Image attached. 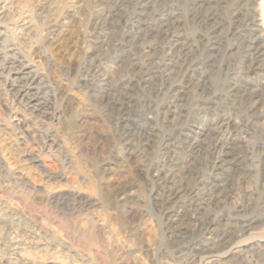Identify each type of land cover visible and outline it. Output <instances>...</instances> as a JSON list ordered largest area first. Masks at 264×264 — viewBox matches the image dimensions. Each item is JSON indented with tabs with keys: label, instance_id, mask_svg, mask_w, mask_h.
Masks as SVG:
<instances>
[{
	"label": "rangeland",
	"instance_id": "rangeland-1",
	"mask_svg": "<svg viewBox=\"0 0 264 264\" xmlns=\"http://www.w3.org/2000/svg\"><path fill=\"white\" fill-rule=\"evenodd\" d=\"M141 6L136 0H0V67L6 66L0 69V264H264V221L255 220L245 234L237 224L261 210L234 217L238 188L260 195L264 104L258 118L247 112L251 93L264 100V66L248 67L242 40L249 14V31L264 40V0H150ZM237 6L242 12L233 15ZM135 10H143L139 23ZM163 13H172L171 20ZM208 13L215 15L203 27ZM173 23L194 43L202 68L194 76L197 94L178 85L181 106L164 129L147 108L162 101L154 93L159 74L136 84L146 61L140 51L160 61ZM126 32L146 40L131 46L124 43ZM209 33L210 42H195ZM89 60L102 65L101 75H85ZM21 66L24 72L11 71ZM28 74L37 75L30 94L35 102L47 98L44 110L26 108L10 92L6 77ZM198 94L207 103L195 108ZM130 100L121 124L113 104ZM224 115L240 121L224 155L236 162L211 172L209 147ZM125 123L137 136L125 134ZM181 126L182 136L170 130ZM143 131L150 134L148 146L138 138ZM164 136L171 139L175 172L207 187L184 193L168 209L147 169L162 165ZM189 140L194 148L183 144ZM215 183L232 195L210 199Z\"/></svg>",
	"mask_w": 264,
	"mask_h": 264
},
{
	"label": "bare ground",
	"instance_id": "bare-ground-1",
	"mask_svg": "<svg viewBox=\"0 0 264 264\" xmlns=\"http://www.w3.org/2000/svg\"><path fill=\"white\" fill-rule=\"evenodd\" d=\"M249 1L250 0H246L247 3ZM136 2L144 6V5L149 4L150 0H136ZM239 7L240 6H237L234 9V11L232 12L233 15H234V12H236L237 15H239L240 12H242L241 8ZM141 13H143V10H139V11L135 10V12L133 11V18L135 17L137 18L135 22H138V23L141 22L142 19L139 16V14ZM170 14L163 13V15L166 16L167 20H171L169 18ZM214 15L215 13H208L207 15H205L204 18H202L200 23L203 24V27L207 26L209 18L213 17ZM248 18H249L248 22L245 25V28L248 30L246 31L247 38H243L242 40L244 48L249 54L248 55L249 56L248 57L249 58L248 67L249 68L261 67V66H264V63H262L263 61L262 58L264 54V43H263L264 40L262 39V36L249 31V22L252 20L253 15L249 14ZM128 22H126V25H128ZM230 31L231 30L229 28V32ZM131 33L132 32H129L127 34V36H129L130 38L129 41H126V42L123 41L124 43H129L132 46L133 44L137 45L138 43H141L140 40H142V42L146 40L145 36H140L138 35V33L132 34L131 36ZM231 33L233 36L237 34V32H231ZM211 39H213V37L211 36V33H209L208 38H206L205 36L203 37L201 36L200 39H197V41L195 42L198 44L202 40L210 42ZM122 44L123 43H120L119 47L122 46ZM6 48H8V46ZM195 49L196 48H194V43L187 41V38L185 34L181 31L180 26L177 23L176 24L173 23V24H169V27L166 30L165 43L161 47V50L159 52L161 53L160 61H155L154 56H152V54H150L149 51L143 50L142 52L139 50L141 52L142 57L145 58L146 61L144 60L143 62V67H142L143 72L140 75L141 78H139V81H137L136 85L138 87L144 84L146 85L149 82L148 79H152V78L154 79L156 77V74H159V77H160V80H162V83L160 85L158 84L159 86L157 87V89L155 90L156 92L154 93L156 94L155 95L156 98L158 99L160 98V100L162 99V101L158 104H155V106L152 105L153 102L151 101L147 103V108L151 109L152 113L156 111L155 112L156 116L155 117L152 116V118L155 120H158L159 124L164 129H165V124L168 122V120H170L173 108L179 109L181 106L179 104V98H180L179 93H181V90L179 89L178 85H181L182 87H187V88L194 87V90L197 94V88L199 86V83L198 81H195L194 76H195L196 71L202 68V62L198 61L197 59L196 60L194 59L193 53ZM139 56L140 55L138 54V57ZM7 57L14 58V56L10 54H8L5 58ZM170 63H173L172 67H169ZM0 69L4 70L6 69V66L0 67ZM25 69L26 68L24 66H21L19 70H17L14 67H11V71L24 72ZM102 71L103 70H102L101 64H96L94 63L93 60H89L85 68L86 74L85 73L83 74L85 75L91 74V75H95L96 77L97 74L101 75ZM28 75L29 76H25V77L22 76L23 77L22 80H19V78L11 79L9 76L6 77L7 78L6 80L9 82V86L11 90L10 92H12V95L15 97L16 100L20 99V103H24L23 106H25L26 108L31 107L32 109L36 111H41V109L47 108V107H44L47 105V102H48L47 98H45L46 102H35L36 95L30 94V88L33 86V84H35L37 75H34V76L31 74H28ZM106 75H107L106 73H103L104 77H106ZM136 85H133V86H136ZM36 88L40 90L41 86H36ZM197 96L198 98H195L196 100L194 103L195 108H198L202 106L203 104L205 105L207 103V100L202 95L198 94ZM248 100L250 102V105H249L247 113L250 114L249 115L250 117L256 116L258 118L260 116V110L262 109V105L264 104L263 98L258 93L253 92L249 95ZM131 103L132 101L130 100V101L122 103L121 105L120 104L117 105L116 103L113 104V107L116 108L118 111L119 121L121 124L124 122L125 118H127L126 116L129 115V110L132 107ZM163 104L165 105L163 106ZM239 122L240 121L233 119L231 116L224 115L221 117L220 121H218L217 125H215L214 130H213L214 139L210 143V147H209L210 149L208 152L209 163L207 161V165H206V166H209L208 167L209 171L211 172L215 170L223 171L224 169L229 168L227 167V165H229L230 163L236 162L235 157L231 160H228L224 158V155H226L227 153L225 149L228 146L230 135L234 132H239L241 129ZM125 124L122 125V127H124L125 134H127L128 136L130 135L137 136V132L128 129L127 124L126 125ZM263 127H264V124H263ZM170 130L174 131L176 134H178V136H182L183 126L179 128H173V129L171 128ZM138 138L143 140V142L145 141L144 144L142 143L143 146H148V144L150 143V134L146 133L145 131H143L139 135ZM183 144H187L189 147L194 148L195 140L194 141L189 140V142L187 143L183 142ZM171 145H172L171 139H169V137L164 136L162 145H161V150L163 154L162 159H161L162 165L153 164L147 168L148 174L151 176V179L155 181V183H157L159 187H161L160 188L161 190L160 196L162 200L161 202L163 203V206L165 208H167L166 207L167 204L175 203L179 201V199L182 197L184 193L198 195V192H200L201 190L207 189L205 182H202V180H200L199 178L193 182V185H191L190 182L187 181L188 176H186L183 173L178 174L175 172L174 167H173L174 159H173V156H170L169 154L170 153L169 148ZM257 174L258 175H257V180H256V185H257L256 190L257 192L259 191L260 195L254 198L252 196L254 192H251V194L248 195L244 190H242L241 188H238L240 190V193L238 197L236 198V202L234 205L235 207L234 210L236 212L234 217L236 219L239 218L240 216L239 213L241 211L248 213L251 209H253V211L255 209H257L258 211L261 210L258 215H255L250 220L245 221L246 223H244L243 221L241 222L239 219H237V222H239L237 224L240 228V231L243 234H245L252 228V225H254L255 220H258V221L261 220L262 222L264 221V195H263L264 194V165L260 166L259 169L257 168ZM179 176L182 177V180L179 179ZM260 186H263L261 190H260ZM210 188H211V192L209 193L208 191V195L210 196V199L211 198L212 199H220V198L225 199L231 196L233 193L232 189L230 190L229 187H226L225 184L215 183ZM251 201L252 202L254 201V202L249 203L248 205L247 202H251ZM254 203L256 204L253 208ZM172 214L174 213L168 214V217L169 218L172 217L173 216ZM245 216L247 215H244L242 217H245ZM242 217L240 218L242 219ZM210 226L212 225H210V223H207V222L204 225V227H207V229H210L211 228Z\"/></svg>",
	"mask_w": 264,
	"mask_h": 264
}]
</instances>
